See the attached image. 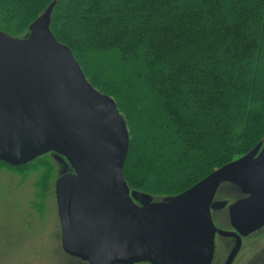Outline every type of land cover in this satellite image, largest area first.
I'll use <instances>...</instances> for the list:
<instances>
[{"label": "water", "instance_id": "95a60500", "mask_svg": "<svg viewBox=\"0 0 264 264\" xmlns=\"http://www.w3.org/2000/svg\"><path fill=\"white\" fill-rule=\"evenodd\" d=\"M56 3L22 36L0 30V161L52 152L66 166L55 182L62 248L88 264H212L217 236L236 238L233 257L264 227V138L178 194L132 189L126 117L53 32Z\"/></svg>", "mask_w": 264, "mask_h": 264}, {"label": "trees", "instance_id": "16d2710c", "mask_svg": "<svg viewBox=\"0 0 264 264\" xmlns=\"http://www.w3.org/2000/svg\"><path fill=\"white\" fill-rule=\"evenodd\" d=\"M52 1L0 0V30ZM51 27L126 117L133 189L178 194L264 135V0H57Z\"/></svg>", "mask_w": 264, "mask_h": 264}, {"label": "rangeland", "instance_id": "374dc122", "mask_svg": "<svg viewBox=\"0 0 264 264\" xmlns=\"http://www.w3.org/2000/svg\"><path fill=\"white\" fill-rule=\"evenodd\" d=\"M65 169L53 155L24 167L0 162V264H86L62 248L55 182ZM261 232L245 242L244 263L264 264Z\"/></svg>", "mask_w": 264, "mask_h": 264}, {"label": "flooded vegetation", "instance_id": "af4514ba", "mask_svg": "<svg viewBox=\"0 0 264 264\" xmlns=\"http://www.w3.org/2000/svg\"><path fill=\"white\" fill-rule=\"evenodd\" d=\"M221 227V226H220ZM262 230H257L254 233L250 234L249 236L243 237L242 245L239 249V251L232 257V251L236 246V238L234 237H216V250H215V255L214 259L212 261V264H247L242 261V256L245 253H240L245 250L246 245L245 242L247 239H249L251 236H254L255 239H260L261 232ZM225 239V240H224ZM226 241V242H224ZM244 247V248H243ZM261 264V263H259Z\"/></svg>", "mask_w": 264, "mask_h": 264}]
</instances>
